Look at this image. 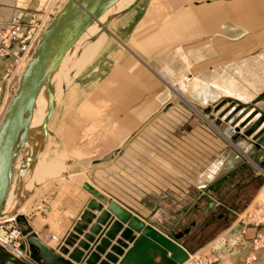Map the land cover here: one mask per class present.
I'll return each mask as SVG.
<instances>
[{"label": "crops", "instance_id": "obj_1", "mask_svg": "<svg viewBox=\"0 0 264 264\" xmlns=\"http://www.w3.org/2000/svg\"><path fill=\"white\" fill-rule=\"evenodd\" d=\"M153 1L138 0L120 15L129 10L133 15L139 3L144 10L141 16L147 15L152 19L150 23H157V30L151 29L149 34H155L158 42L163 38L164 42L171 40L172 55L160 57L167 68L164 72L171 73L169 82L175 85V91L159 99L147 114L150 117L157 112L156 120H142L128 130L120 146L114 147L121 148L120 152L115 149L107 160L94 161L77 171L75 174H82L77 183L64 188L59 203L34 212L29 226L35 232L45 226V243L71 264H80L81 259L74 262L68 253L79 240H85L83 235L105 208V202L81 187L80 183L87 180L167 235L173 228L197 227L202 218H210L215 212L210 238L203 240L194 253L204 254L209 264H264L261 249L254 251L256 260L245 259L253 232L264 230V226L236 218L246 197H252L264 184V146L255 148L251 136L243 134L257 115L264 114V0H156L157 13H149L148 8L143 14ZM36 2L0 0V27L17 11H21L24 22L31 21L38 14ZM161 19L167 20L164 27L159 23ZM222 99L236 100L224 118L233 111L243 112V108L236 110L237 102L251 104L258 111L242 126L227 121L231 124L227 131L231 135L238 133L235 142L224 136L221 110L218 113L212 109ZM207 107L211 110L205 115L203 110ZM263 124L260 122L253 132ZM239 180L244 182L238 183ZM89 198L99 201L101 207L88 209L91 216L72 243L66 245L67 251H58ZM109 217L114 218L112 213ZM97 225L100 229L94 238L104 228L102 223ZM118 233L110 244L115 243ZM51 234L59 244L55 239L48 240ZM177 241L189 251L182 240ZM21 247L27 248L25 239ZM108 251L109 246L104 252ZM103 256L100 253L99 259ZM32 264L38 263L32 260Z\"/></svg>", "mask_w": 264, "mask_h": 264}, {"label": "rangeland", "instance_id": "obj_2", "mask_svg": "<svg viewBox=\"0 0 264 264\" xmlns=\"http://www.w3.org/2000/svg\"><path fill=\"white\" fill-rule=\"evenodd\" d=\"M64 2L65 0H37L39 10L36 16L41 17L48 11V16L52 19ZM149 5L143 14L147 13L148 8L149 13L156 14L158 11L156 0L151 7ZM130 11L122 16L116 15L115 19L109 22L110 34L107 33L104 46L85 62L84 66L77 69L72 55L60 69L64 86L63 88L59 86L53 113L46 126L50 133L43 135L41 130L34 131L31 159L27 167V173L28 170L30 172L24 188L15 190V195L21 201L27 198L15 213L17 225L23 229L33 220L34 212H42L48 206L52 207L60 202V195L66 191L64 188L68 184H76L78 178L82 177V174H75L77 171L94 161L107 160L115 149L120 152L121 148L114 147L120 146L128 130L142 120L143 123L156 120L157 112L150 117H146L147 114L157 106L159 99L172 95L175 91V85L169 82L172 78L171 73L164 72L167 68H164L166 66L164 59L160 57L166 53L172 55L171 40L164 42L163 38L158 42L155 34L153 36L149 34L151 29L156 28L157 23H150L152 19H148L147 15L141 16L144 11L141 4L138 3L133 15ZM166 22V19L164 21L161 19L159 23L162 26ZM111 31L114 34H111ZM6 65L0 61V118L17 85V80L9 79ZM55 84L56 82L53 83L54 86ZM222 100H226L227 105L232 101ZM225 108L226 106L220 107L217 112ZM210 110L211 107L205 108L203 114L207 115ZM219 122L222 123V119ZM223 126L225 138L235 142L238 133L234 132L231 135L227 132L229 122H225ZM36 150L40 152V157L33 156ZM37 160L39 164H34ZM45 169L47 171L39 179L40 171L44 172ZM69 175L70 179H64ZM262 182L264 183L263 176ZM248 190L245 189L247 195L253 189L250 187ZM263 191L264 184L252 197L248 196L249 201L246 197V204L236 213V218L252 205ZM7 212H15V209L10 206ZM215 221L213 212L210 218L208 216L202 218L197 227L188 226L187 231L176 241L182 240L190 254H196L195 248L203 240L210 238L211 227ZM201 225L204 226L200 227ZM184 228L170 229L169 236L183 231ZM196 255H201L208 262L204 254Z\"/></svg>", "mask_w": 264, "mask_h": 264}, {"label": "water", "instance_id": "obj_3", "mask_svg": "<svg viewBox=\"0 0 264 264\" xmlns=\"http://www.w3.org/2000/svg\"><path fill=\"white\" fill-rule=\"evenodd\" d=\"M115 1L66 0L43 30L0 118V216L6 213L10 207L4 204L8 185L11 183L10 192L15 193L21 184L19 179L24 174L31 159L34 128L28 127V124L36 96L43 86L47 111L41 120L40 128L44 135L45 122L54 106L52 88L49 83L50 75L57 67L63 54L70 49L85 28L97 20ZM137 1L133 0L117 13L126 11ZM107 20L106 17L102 25H105ZM221 102L223 100L217 103L214 108H217ZM249 108V104L245 105L243 113ZM255 112L256 110L250 111L239 125H243ZM263 119L264 114L260 113L243 130V134H251L252 144L255 147H258L259 144L264 146V124L252 133ZM37 155L38 150L34 152L33 156L36 157ZM17 158L20 159L21 165L14 168L15 176L11 180L14 160ZM86 174L88 175V173ZM80 185L94 198L100 202H105V208L100 210L96 221L89 226L88 231L83 235L85 240H79L77 246L68 253V257L74 262H79L81 259L80 264H96L97 262L98 264L115 262L116 264H182L188 258L187 250L176 241L182 233L187 231V228L169 236L115 200L108 198L105 193L89 181L83 180ZM94 198H89L86 201L85 208L80 213L79 218L75 220L71 231L58 245V251L62 253L67 251L66 245L72 243L73 239L76 238V232L84 227V222L88 221L91 216L88 209L101 207L100 202ZM109 213H112L114 218L109 217ZM97 222L104 224V228L94 238L93 234L100 229ZM122 223L125 225L122 226ZM23 231L27 245L26 253L34 262L38 264H71L67 259L60 256L53 247L45 243V226L35 232L27 225ZM117 232L119 233L115 243L110 244V240L114 238ZM88 242L91 244L89 245ZM107 246L110 247V251L104 252ZM123 247L126 249L123 250ZM100 253H104V256L99 259ZM118 254L121 256L117 259ZM0 264L29 263L0 245Z\"/></svg>", "mask_w": 264, "mask_h": 264}, {"label": "built area", "instance_id": "obj_4", "mask_svg": "<svg viewBox=\"0 0 264 264\" xmlns=\"http://www.w3.org/2000/svg\"><path fill=\"white\" fill-rule=\"evenodd\" d=\"M49 12L43 16H34L31 21L22 20L21 11L11 15L4 27H0V60L6 63V73L9 79L16 80L23 61L31 57L36 44L50 21ZM240 221L253 226H264V191L258 199L241 212L238 217ZM0 230L7 231L11 238L5 241L0 237V245L12 252L15 256L32 264V260L26 253L27 248L21 247L25 237L24 229L17 225L15 212H6L0 216ZM55 239L49 235L48 240ZM56 244L58 239H55ZM249 251L245 256L247 260H256L255 250H264V230H255L248 243ZM190 264H209L201 255L188 256Z\"/></svg>", "mask_w": 264, "mask_h": 264}, {"label": "bare ground", "instance_id": "obj_5", "mask_svg": "<svg viewBox=\"0 0 264 264\" xmlns=\"http://www.w3.org/2000/svg\"><path fill=\"white\" fill-rule=\"evenodd\" d=\"M66 1V0H65ZM133 0H116L110 7H108L98 18L97 20H94L92 23H90L85 30L81 33V35L73 42V44L71 45L70 49H68L62 56V58L60 59L57 67L55 68V70L52 72V74L50 75V79H49V83L51 85L52 88V93H53V102H54V106H55V101L56 98L58 97L59 94V86H61V88H63L64 83L62 82V78L63 76H60V69L61 67L64 65L65 62H67L68 58L70 59V57L72 55H74L73 57L75 58V62L74 64L76 65L77 69L79 67H81L85 62H87L95 53H97L105 44L106 42V36L107 33H109V26L111 25V23H109L111 20L115 19L114 17H116V15H120L121 13H117L118 11H120L121 9H123L124 7H126L130 2H132ZM123 13V12H122ZM106 17L108 18L107 22L105 25H102V22L106 19ZM51 20V18H50ZM50 22V21H49ZM49 24V23H48ZM110 34V33H109ZM39 41V40H38ZM104 50V49H103ZM31 57H29L28 59H26L25 61H23L22 66L20 68V71L18 72V75L16 77L17 83H18V79L20 77V74L22 72V70L24 69L27 61L30 59ZM84 66V65H83ZM71 69V68H70ZM78 72V71H77ZM66 74V73H65ZM56 82L55 86L53 85V83ZM232 101H230L227 106V108H225L224 111H222L219 116L220 118L223 117V115L225 116V112L232 107V105L236 102V100L231 99ZM226 100H223L222 104L220 103V105L217 108H214V111L217 112V110L220 107H223L226 104ZM238 103V107L236 108V110H240L241 108H244L245 105H243L240 102ZM250 105V108L248 110L252 111L255 109H252V105ZM53 106V109H54ZM53 109L50 113V115L48 116L46 122H45V134L50 133V131L47 130V124H48V120L50 118V116L53 113ZM252 109V110H251ZM247 110V111H248ZM47 111V101H46V95H45V90L44 87L42 86V88L40 89L38 95L35 98L34 101V106L32 108V114H31V119L29 121L28 127L30 128H34V131L36 132L37 130L40 131V123L42 118L44 117L45 113ZM229 111V110H228ZM246 111V112H247ZM246 112H238V111H233L232 113H230L226 118H224L225 122H227L228 120L233 124H240L241 121H243L244 117H246V115H248V113L243 117V115ZM250 113V112H249ZM258 113V111L256 110V112L252 115L255 116ZM251 116V117H252ZM243 117V118H242ZM250 117V118H251ZM264 123V119L261 121ZM228 123V122H227ZM231 125V124H230ZM242 126V125H240ZM229 129V128H228ZM238 129V128H237ZM42 131V130H41ZM257 131V130H256ZM228 132V131H227ZM255 132V131H254ZM252 132V133H254ZM229 133V132H228ZM234 133V132H233ZM231 134V133H230ZM33 135V134H32ZM228 136V135H227ZM251 136V134H250ZM260 145V144H259ZM40 155V152H38V156ZM40 157V156H39ZM38 159V158H36ZM39 164L38 160L35 162L34 164ZM21 165V161L19 158L14 160V164H13V168H12V177L11 180L13 179V177L15 176V170L14 168L17 166ZM28 167V166H27ZM31 168V167H30ZM39 171V170H38ZM45 171H47V169L44 170V172L40 171V174L38 176V178L40 179L41 175H43V173H45ZM30 172V170H28V173ZM27 173V168L24 172V174L22 175V177L19 179L20 180V186L19 188H24V184L25 181L28 177V173ZM55 173V172H54ZM48 174V173H47ZM10 188H11V183L8 185V191L6 194V197L4 199V204L5 206L7 205L9 206H13V208L15 209V213H17V210L25 203L26 201V197L21 201L19 199V197H17L14 193L10 192ZM261 194V193H260ZM0 237L5 240V241H9L11 238V235L7 232V231H3L0 230ZM188 252V256H192L190 255L189 251ZM188 263V259L185 260V262H183L182 264H187Z\"/></svg>", "mask_w": 264, "mask_h": 264}]
</instances>
